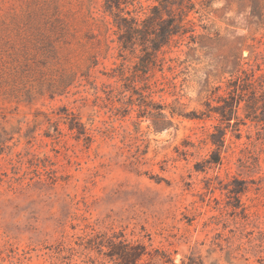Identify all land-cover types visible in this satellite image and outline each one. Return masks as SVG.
Here are the masks:
<instances>
[{"label": "rangeland", "instance_id": "1", "mask_svg": "<svg viewBox=\"0 0 264 264\" xmlns=\"http://www.w3.org/2000/svg\"><path fill=\"white\" fill-rule=\"evenodd\" d=\"M102 1L0 0V132L13 136L0 154V264H114L97 247L86 249L110 228H125L129 240L169 261L155 253L141 264H264V180L255 175L253 183L237 167L251 142L264 166L263 124L246 118L255 113L243 101L236 131L220 120L223 102L206 96L238 64L264 55V18L251 15L264 0H192L195 31L165 46L163 68L148 74L153 104L165 105L167 117L154 110L141 118L136 105L125 116L113 109L129 91L104 87L117 84L105 74L122 60L117 35L94 19ZM258 102L263 116L264 95ZM67 109L90 128L91 142L64 123L58 138L45 135L56 133L47 119ZM217 125L227 130L220 149L211 135ZM218 151L221 165L211 162ZM39 173L57 181L45 186ZM237 187L246 189L236 194Z\"/></svg>", "mask_w": 264, "mask_h": 264}, {"label": "trees", "instance_id": "2", "mask_svg": "<svg viewBox=\"0 0 264 264\" xmlns=\"http://www.w3.org/2000/svg\"><path fill=\"white\" fill-rule=\"evenodd\" d=\"M102 2V8L97 11L99 17L96 16L94 19L101 21L106 26L107 31L112 30L113 34L117 35L118 56L122 60L112 69L111 73L105 74L108 77L115 78L117 84L115 86L104 84V87L108 88L110 92L120 95L126 90L130 92L129 99L124 106H113V109L118 113L121 112V109H125L122 113L125 116L130 114L136 105L137 109L135 110H137L140 118L146 114H153L154 110H156L157 115L167 117L164 113L165 105L159 104L155 106L153 104V96L156 91L153 89L152 84L149 83L148 74L158 67L163 68L165 62V51L163 48L165 46L170 47L173 42L179 43L184 40L183 38L187 33L195 31L194 22L188 17L191 12L197 10L196 4L192 0H154L152 4L147 6L142 3V0H103ZM251 15L264 18V6L259 1L253 7ZM192 33L189 38L192 39V42H195L196 36ZM176 37L178 38L176 39ZM93 57L94 64H98L96 55ZM132 59L137 60L132 66L127 65V61ZM168 68L169 70H175L176 65H169ZM139 72L144 75V78L139 75ZM231 73L230 78L224 81L225 86L219 85L207 90V98H213L219 103L223 102L219 106L220 120L222 123H227L228 126H236V131H240L238 111L241 102L245 101L246 110L251 109L255 113L254 116L246 114V118L263 124L264 127V115L258 116L255 112L259 109V94L264 95V55L256 56V60L253 63L247 62L245 67L238 64ZM86 77L89 78L90 74H86ZM141 81H144V83L139 86L138 83ZM119 82L120 85H118ZM220 90L223 93H219ZM135 96L138 97L137 100H135ZM26 101H30V97ZM175 114L176 112L173 110L171 112L172 117ZM1 117L2 119L6 118V110L0 109ZM185 117L192 118L188 115H185ZM233 117L235 122L232 123L231 119ZM47 121L50 126L54 127L56 132L52 134L47 131L45 133L47 137L58 138L62 134L59 124L64 123L71 135L77 140L84 139L86 143L92 141L90 128H87L81 117L72 111H68L66 117L59 116L56 120L48 118ZM215 128L217 132L211 134L213 144L218 145V149H220L225 145L227 130L221 125H217ZM236 137L240 139L242 137L241 133L238 132ZM248 138L250 139L251 136H248ZM10 139H13L11 133L3 129L0 132V154ZM258 139H261V136ZM250 144L253 143L251 142ZM250 144L245 143L240 149L237 167L239 174L245 175L251 182L256 183L257 181L252 179V177L259 175V181L264 180V166L261 164L260 153L255 155L250 148ZM260 151H264V148H261ZM211 162L218 165L222 164L220 151L216 152V156ZM38 176L39 182H42L45 186H51L57 181V178L42 180L40 173ZM247 182L248 179L237 180L239 185ZM245 189L237 187L234 193L239 194ZM240 207L241 204L238 206L234 205L233 210L236 216L238 215L237 209ZM242 213L246 221L252 220L251 218L256 215L255 213H246L245 210ZM91 227L93 226L87 224L85 229ZM90 233L86 231L85 236H91L92 234ZM64 242L62 241L60 244L64 246ZM89 242L90 244L86 246V249L90 250L97 247L98 251L103 252L114 264H141V261L146 256L152 257L155 253L157 256L162 257L164 263L169 262L164 259L165 252L156 250L155 253H152L142 241L129 240L125 228L118 231L110 228V230L98 232L91 236ZM56 259L58 260L59 256H56ZM90 264H94V261L91 260Z\"/></svg>", "mask_w": 264, "mask_h": 264}]
</instances>
